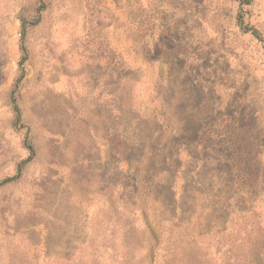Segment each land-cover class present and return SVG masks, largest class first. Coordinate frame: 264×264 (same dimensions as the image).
<instances>
[{
    "label": "rangeland",
    "instance_id": "rangeland-1",
    "mask_svg": "<svg viewBox=\"0 0 264 264\" xmlns=\"http://www.w3.org/2000/svg\"><path fill=\"white\" fill-rule=\"evenodd\" d=\"M238 1L0 0V264H264ZM240 13L264 40V0Z\"/></svg>",
    "mask_w": 264,
    "mask_h": 264
},
{
    "label": "trees",
    "instance_id": "trees-1",
    "mask_svg": "<svg viewBox=\"0 0 264 264\" xmlns=\"http://www.w3.org/2000/svg\"><path fill=\"white\" fill-rule=\"evenodd\" d=\"M238 2H239V11H238L237 16H236L238 27L241 30H243L244 32L250 33L259 42H261L262 46H263V49H264V40L260 37L259 33L257 31H255L254 29H252L251 27H248V26L244 25L243 21H242V14L240 12L242 10L243 5H247L248 4V0H239ZM21 26H22V29H21V32H20V36H21V38H24V36H25V23L23 21H21ZM21 49H22V52L24 53V49L22 48V45H21ZM20 62H19V65H20ZM9 103H10V107H11V109H12L14 115H15V120L17 121L19 119V117H20V112H19L18 106L16 105V103L14 101V97H13L12 93H11V97H10ZM27 149L31 150L30 148H27Z\"/></svg>",
    "mask_w": 264,
    "mask_h": 264
}]
</instances>
